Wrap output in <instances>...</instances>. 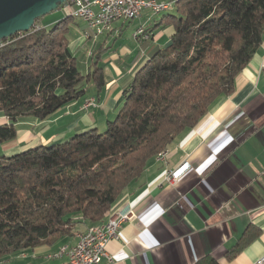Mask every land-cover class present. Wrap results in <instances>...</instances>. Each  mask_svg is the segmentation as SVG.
I'll use <instances>...</instances> for the list:
<instances>
[{
  "label": "trees",
  "instance_id": "obj_1",
  "mask_svg": "<svg viewBox=\"0 0 264 264\" xmlns=\"http://www.w3.org/2000/svg\"><path fill=\"white\" fill-rule=\"evenodd\" d=\"M63 5L52 24H39L42 16L0 43V115L9 120L0 125V145L17 138L21 118L45 120L105 86L106 49L94 44L90 55H76L70 45L78 21ZM166 11L159 24L173 25L170 43L125 83L123 105L105 131L0 154V258L54 244L78 223L105 222L150 162L234 92L263 39L264 0H177ZM257 235L247 230L227 256ZM195 264L220 263L205 256Z\"/></svg>",
  "mask_w": 264,
  "mask_h": 264
},
{
  "label": "crops",
  "instance_id": "obj_2",
  "mask_svg": "<svg viewBox=\"0 0 264 264\" xmlns=\"http://www.w3.org/2000/svg\"><path fill=\"white\" fill-rule=\"evenodd\" d=\"M61 14L62 10L53 11L39 24H52ZM137 20L133 27V20L116 21L98 37L86 38L87 24L77 19L70 45L76 54L86 51L90 55L94 44H102L105 54L118 44L103 61L102 92L90 87L84 96L42 121L33 116L21 118L17 138L1 144L0 154L65 142L78 132L98 130L118 114L125 83L155 48L170 43L174 33L173 25L159 24L155 16L143 13ZM141 27L149 39L134 37ZM90 97L97 99L98 106L83 109ZM8 121L0 115V125ZM168 150L166 161L153 159L113 205L133 206L137 215L123 224L118 239L109 241L113 261L103 258L99 264H195L205 256L220 264H256L264 256V35L238 74L234 92L222 97ZM184 162L190 167L178 180L163 181L167 170ZM87 228V223H78L72 235L0 258V264H65L66 256L50 255L64 245L76 244L78 234ZM249 229L258 235L229 258L227 253Z\"/></svg>",
  "mask_w": 264,
  "mask_h": 264
},
{
  "label": "built area",
  "instance_id": "obj_3",
  "mask_svg": "<svg viewBox=\"0 0 264 264\" xmlns=\"http://www.w3.org/2000/svg\"><path fill=\"white\" fill-rule=\"evenodd\" d=\"M177 0H70L63 3L68 15L81 19L87 24L84 31L86 38L98 37L119 20H132L142 15L144 9L154 14L170 9ZM134 37L144 40L150 35L141 27L134 32ZM98 106L95 97L87 98L82 107L88 109ZM169 150L161 151L156 159L166 161ZM187 162L173 170L164 173L163 181L174 183L188 169ZM137 215L133 206L121 208L112 207L105 222L92 225L78 234V241L74 245H64L50 257H67L65 264H99L103 258L113 261L107 245L111 239L121 236V227ZM256 264H264V256Z\"/></svg>",
  "mask_w": 264,
  "mask_h": 264
},
{
  "label": "water",
  "instance_id": "obj_4",
  "mask_svg": "<svg viewBox=\"0 0 264 264\" xmlns=\"http://www.w3.org/2000/svg\"><path fill=\"white\" fill-rule=\"evenodd\" d=\"M70 0H0V43L18 32H27L36 20Z\"/></svg>",
  "mask_w": 264,
  "mask_h": 264
},
{
  "label": "rangeland",
  "instance_id": "obj_5",
  "mask_svg": "<svg viewBox=\"0 0 264 264\" xmlns=\"http://www.w3.org/2000/svg\"><path fill=\"white\" fill-rule=\"evenodd\" d=\"M166 12H167V11H163V12L158 13V14H153V12H152L151 10H149V9H144L143 12H142V14H143V13H146V14H149L151 17L155 16L156 19H161V18L166 14ZM65 13H66V12H65ZM61 15H64V14H61ZM132 20H133V22L130 24V27H133L135 24H138V22H139V20H137V18L132 19ZM51 26H54V24L51 25ZM116 49H118V44H116V45L114 46V48H112V50H111L109 53H105V54L103 55V57H102V61H104V60L107 59L108 57L112 56V54L115 52ZM75 52H76V51H75ZM76 55H77V56H80V55H81V51H78ZM117 115H118V114H116V115H112V117H110V119H107V120H108V121H109V120L112 121V120L116 119ZM107 120H106V122H105L101 127L98 128V132H103V131L106 130V128H107V124H108V121H107Z\"/></svg>",
  "mask_w": 264,
  "mask_h": 264
}]
</instances>
